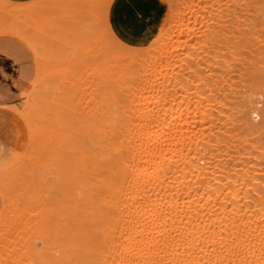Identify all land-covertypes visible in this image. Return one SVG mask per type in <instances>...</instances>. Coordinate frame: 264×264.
Masks as SVG:
<instances>
[{
	"label": "bare ground",
	"instance_id": "6f19581e",
	"mask_svg": "<svg viewBox=\"0 0 264 264\" xmlns=\"http://www.w3.org/2000/svg\"><path fill=\"white\" fill-rule=\"evenodd\" d=\"M162 1L175 7L138 47L112 31V0H65L63 12L76 14L69 36L74 30L85 41L76 72H68L67 54L43 28L39 34L15 13L0 16V35L27 44L38 64L21 115L33 143L29 166L23 169L20 156L0 171V264H264V149L257 136L264 126L251 122L254 110L239 117L251 135L227 133L222 104L212 109L210 92L199 89L210 85L218 101L227 95L214 64L221 55L208 62L183 51H196L208 33L209 47L226 36L252 47L247 62L261 65L264 38L246 30H264V0ZM256 45L261 49L253 51ZM88 76L95 83L84 87ZM121 89L126 101L118 107ZM76 101L87 114L85 121L77 113L80 130L87 125L89 132L80 131L88 137L81 142L80 123L73 126L75 115L67 114ZM76 142L89 147L77 155ZM68 148L76 162L81 157L74 168ZM47 160L58 179L43 186Z\"/></svg>",
	"mask_w": 264,
	"mask_h": 264
},
{
	"label": "rangeland",
	"instance_id": "374dc122",
	"mask_svg": "<svg viewBox=\"0 0 264 264\" xmlns=\"http://www.w3.org/2000/svg\"><path fill=\"white\" fill-rule=\"evenodd\" d=\"M163 3H164V6L166 8L165 15L167 14V11H168V13L172 12L173 7H175V5L172 4L173 5V7H172L170 4H168L166 2H163ZM64 4H65V0H40L39 2H37L36 4H34L32 6L18 8V7L10 6V5L5 4L4 2L0 1V16H3L4 14L15 13L16 15L19 16V20H21V21L27 23L28 25H31L32 27H34L38 33L40 32V28H43L48 34L53 36L54 41L58 40L60 42V45L62 46L63 50L65 51V54H67V62H66L67 64H65V67H67L68 72H76V63H77V60L82 57V53H84L85 41L76 38V36H73L72 33L74 32V30H71L72 32H71V35L69 36V30L68 29L71 27V25H73V20L76 18V14L73 13V9L71 7L68 11L63 12L62 8L64 7ZM168 7H169V9H167ZM171 7H172V9H171ZM64 14H66L65 15L66 17L64 16ZM263 19H264V17H263ZM83 22L85 24H87L88 19L83 21ZM263 23H264V20H263ZM200 25H202V24H200ZM62 26H64V27L62 28ZM204 28H205V26L203 25L202 29H204ZM263 28H264V26H263ZM227 32L231 33V31H226L225 33H227ZM233 32L237 33V31H233ZM246 33L252 37L260 34V36L264 38V30H260L259 28L253 30V28L251 27V24L247 25ZM208 35H209V33H208ZM208 35L205 36L204 44L200 43L196 51H194L191 48H188V49L183 50V51L184 52L186 51L185 53L188 54V57L191 55L194 56V54L196 52L200 56H203L205 54V59L208 60V62L209 61L213 62L215 59V56L221 55L220 61L218 63H214V64H215V66L218 69V72L220 74V76H219L220 85L224 86V89H225L227 95L222 97V98H219L220 101H218V100H215L214 97L212 96L214 94H212L211 90L209 89L210 85H206L208 87V89L203 88L202 85L199 87V89H201L200 91L207 90L208 92H210V96L212 99L209 101L210 102L209 105L212 107V109H218L219 105L222 104V106L220 108L223 109V113L225 112L228 115L227 133H230V132L236 133V132L242 131L243 135H251L248 130L242 129L239 117H240L241 113H245V112L248 113L249 111L257 110V113L251 112L252 114L250 116V120L254 124H257L259 126H261V125L264 126V62H262L261 65H257L259 62H257V64L255 62V64H253V66H252L250 64V62L249 63L247 62L248 57H246L247 54L249 55V53H247V50L249 51V49L252 47H250L246 50L245 46H241L239 44L234 45L232 43L233 41H231V38H228L226 36H223L221 38V42H219L218 45L209 47V45H212L213 41ZM11 38H13V37H11ZM22 44L25 46L24 43H22ZM148 44H146L144 46H147ZM260 44H262V43H260ZM229 45H231V50L229 49ZM138 47H143V46H138ZM257 49L259 50L261 48H259V46L256 45L255 48H253V51H257ZM262 49H263L262 53L264 56V44H262ZM27 50H29V52L32 56V60H33V78L27 87V89H30V87L34 83V80L36 78V72L38 69L36 70V64L37 63H36V59L34 57L33 52L28 48H27ZM191 60L195 61L194 58H191ZM88 61H89L88 59H85V61H83L82 64L86 63V65H87L90 63L91 60L89 62ZM100 61H101L100 59H96L95 62H100ZM253 61H254V58H253ZM244 62H247L248 66L247 65L244 66ZM37 68H38V64H37ZM72 74H75V73H72ZM69 76L72 77V75H69ZM197 77L198 76L194 73L188 76V86H190V89L195 88L193 86L194 85L193 83H195V80L197 79ZM75 78H76V76L74 77V79ZM90 80H93V79H91V76H88L87 79H84V78L82 79L84 87H87ZM94 83H95V81L93 80V84ZM1 85L2 84H0V169L5 168V167H10L12 165V163L16 160V158H18L19 156H23L22 161H24V163L22 166L24 167L23 169H26L29 166V160L27 162V159H29L28 155L30 154V152H32L33 143L31 141L27 142V140H26L25 146L21 148V146H19V140H21V139L25 140V136H27V134H28L27 130L25 128L23 129L25 117H23V116L21 117L22 113L27 112L26 103L24 102V100L26 99V97L24 96V93H26L27 91L25 92L24 91L25 89H24L22 92H20L19 96L15 97L14 99L10 98V97L7 98L5 96L6 94L3 93V86L1 87ZM72 86H74V88L76 87V85H74V83H73V85H71V88H70V86H68L69 87L68 92H69V90L72 91L71 89L74 90V88H72ZM38 87H39V89H44L42 86H38ZM198 93H201V92H198ZM124 94H125V91L123 89L118 91V98L120 99L119 102L117 103L118 107H121L122 104L126 101V99H121L124 97ZM200 95H202V94H200ZM203 95H205V94H203ZM75 98H78V97L75 96L74 100H76ZM78 101H79V99H78ZM76 104H79V102L77 103V101H76V103H75V106L78 107V105H76ZM70 106H72V105L70 104ZM76 107H74V110ZM79 107L76 109L78 111L75 110L76 114L74 113V111H73L74 114L72 113V115L67 113L70 118L75 115V117H73V118H75V120H73V118L70 119L73 126H76V124L78 125V122L80 123L79 124L80 126L78 125L79 127L77 126L78 128L76 127V129H75L76 135L78 133V132L76 133V131H79V134L77 135V137L80 136V134H82V132L80 133V131L83 130V128L81 130H80V128H81V126H83L84 123L83 122L81 123L80 121L82 119L85 120V116H87V114L85 115L84 110L82 111V114L84 116H82V114L80 112L82 110V108H81L82 106L80 108ZM200 108H202V106H200ZM239 108H241V110H239ZM66 109L69 110L70 108L66 107ZM124 109H126V108L124 107ZM64 111H66V110H64ZM70 111H71V109H70ZM30 112L32 113L33 111H30ZM78 112H79V119H81V120H78L76 123V119H78V115H77ZM255 114H257V115H255ZM76 115H77V117H76ZM34 117L38 118L37 116L30 114L29 118H27V119H34ZM74 122H75V124H74ZM84 127H85V125H84ZM85 130H86V132H88L87 125H86ZM85 130H83V132H85ZM86 135H87V133H86ZM257 136H259L258 143H260L259 144L260 148L264 149V133L258 134ZM257 136L255 135L253 137H257ZM77 137H75V139H77V141H78ZM79 138H80V142H81V139L86 140L88 137H85V135L82 134V136ZM75 139L72 142L73 144L75 142ZM89 140H90V138H89ZM77 143L79 144V142H76V145H77ZM83 143L84 142L82 140V144ZM87 143L88 142H86L85 146L82 145L83 147H85L84 148L85 150L87 148L86 146L89 145ZM73 144H71V147H73ZM227 144H229V143H226V145ZM79 146H80V148H79ZM79 146L78 145L76 146L77 150L75 151L76 152L75 154H77V152L79 154V150L82 147L81 145H79ZM68 149L69 150H66L67 155H68V152L71 150V152H69L68 157L71 158V160H72L75 158L73 156V152H72L73 148L72 149L68 148ZM74 149H75V147H74ZM27 150H28V152H27ZM70 153H72V156L70 155ZM80 153L82 154L81 150H80ZM68 157H67V159H68ZM52 158H54V157H52ZM76 158H77V156H76ZM79 158L81 160V157L78 156V160H79ZM75 160L76 159L73 160V164L71 162V164H72L71 166L76 165L78 163V160H77V162ZM74 161L76 162V164ZM27 163H28V165H27ZM44 163H46V164L45 165L43 164L44 166H42V169H45V170L44 171L39 170L40 172H42V177L44 176V174L46 172L48 173V174L46 173L47 175L44 176V180L42 181L43 186L46 185L45 183L51 184V182L48 183V180L54 181V179H55V176H54L55 172H54V168H53L54 165L51 164V160H47V162H44ZM69 165H70V163H69ZM49 166L52 167V173H49V172H51V170L47 169V168H49ZM81 166H79L77 168H80ZM67 167H68V164H67ZM73 168H74V166H73ZM77 168H75V169H77ZM50 174H52L51 176H53V179H51L52 177L49 176ZM46 178H48V180ZM56 179H58V178L56 177ZM41 180H42V178H41ZM50 191L51 190H49L48 193H50ZM0 195H1L0 196V213L2 214L5 200H4V197L2 196L1 192H0ZM24 201H25V199L22 202H24ZM0 218H1V216H0ZM36 242H38V243H36ZM34 243H35V245H38L37 246L38 248L40 247L39 245H41V241L39 242V239L34 240Z\"/></svg>",
	"mask_w": 264,
	"mask_h": 264
},
{
	"label": "crops",
	"instance_id": "0c3cea01",
	"mask_svg": "<svg viewBox=\"0 0 264 264\" xmlns=\"http://www.w3.org/2000/svg\"><path fill=\"white\" fill-rule=\"evenodd\" d=\"M0 1L10 6L23 8L32 6L40 0ZM165 11L166 8L161 0H112L109 6L108 20L112 31L122 42L131 46H144L156 35ZM15 38L10 35H0V84H2L1 87L3 86L5 96L13 99L19 96L24 89L25 92L30 90L27 87L33 78V60L27 50L30 48L23 41ZM24 128L26 129L25 125ZM26 140L27 136H25V140H19L21 148L25 146ZM19 158L20 156L11 166ZM10 167L2 168L0 171Z\"/></svg>",
	"mask_w": 264,
	"mask_h": 264
}]
</instances>
